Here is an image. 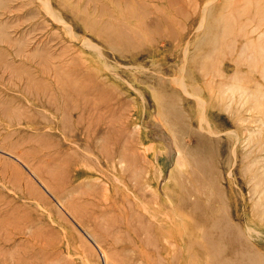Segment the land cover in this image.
I'll return each mask as SVG.
<instances>
[{
	"label": "rangeland",
	"instance_id": "obj_1",
	"mask_svg": "<svg viewBox=\"0 0 264 264\" xmlns=\"http://www.w3.org/2000/svg\"><path fill=\"white\" fill-rule=\"evenodd\" d=\"M38 1L0 0V264H264V0L53 3L76 41Z\"/></svg>",
	"mask_w": 264,
	"mask_h": 264
},
{
	"label": "bare ground",
	"instance_id": "obj_2",
	"mask_svg": "<svg viewBox=\"0 0 264 264\" xmlns=\"http://www.w3.org/2000/svg\"><path fill=\"white\" fill-rule=\"evenodd\" d=\"M38 1V0H37ZM40 1H42V3L44 4V7H45V10H46V12H47V14L48 13H50V16L52 17V19L55 21V22H57L58 23V25H56V24H53L52 22V24L53 25H55V26H57V28H59V29H62L63 30V32L65 33V34H67V37H70L71 39H73V40H77V38H76V36H77V31L76 30H79L78 28H79V25H78V23H75L74 25H72L71 23H68L66 20H65V18H64V15L63 14H65L66 15V13L62 10V8L61 7H59L60 8V12L59 13H55L54 12V9H53V6H52V4L54 3H57V2H62V0H40ZM69 1V0H68ZM65 2V1H64ZM38 3H39V1H38ZM66 4V3H65ZM144 4V3H143ZM58 5V4H57ZM43 6V5H42ZM63 6H64V4H63ZM66 7V6H65ZM151 7H152V5H151ZM42 8V7H41ZM68 8V7H67ZM78 9V8H77ZM44 11V10H43ZM78 11V10H77ZM190 11V10H189ZM45 12V11H44ZM46 12H45V14H46ZM86 12V11H85ZM114 13V12H113ZM193 13V12H192ZM71 14L72 15H74V13L73 12H71ZM82 14H83V12H82ZM138 16V15H137ZM49 17V16H48ZM78 19V18H77ZM95 19V18H94ZM81 21V20H80ZM83 22V21H82ZM87 22V21H86ZM56 28V29H57ZM84 30V29H83ZM91 34H93V33H91ZM140 34H141V32H140ZM66 36V35H65ZM82 38V37H81ZM62 39V38H61ZM88 43V42H87ZM69 44V43H68ZM91 45V44H90ZM87 47V46H86ZM94 49H96V47L94 48ZM89 50V49H88ZM92 52V51H91ZM95 52V51H94ZM97 55H99V54H97ZM84 64V63H83ZM129 69V68H128ZM103 71V70H102ZM95 73V72H94ZM133 80V79H132ZM19 81V80H18ZM123 81V80H122ZM136 84V83H135ZM225 84H227V83H225ZM126 85V84H125ZM224 85V84H223ZM231 85V87H233V85H232V83L230 84ZM234 85H235V83H234ZM222 86V85H221ZM229 86V85H228ZM220 89V88H219ZM136 92V91H135ZM159 97V96H158ZM170 98V97H169ZM172 98V97H171ZM170 98V99H171ZM173 99V98H172ZM173 112H174V110H173ZM182 113V112H181ZM170 116V115H169ZM171 118V117H170ZM197 118V117H196ZM195 118V119H196ZM181 119V118H180ZM185 119V118H184ZM183 119V120H184ZM55 120V119H54ZM179 120V119H178ZM173 121V120H172ZM180 121V120H179ZM189 121V120H188ZM175 122V121H174ZM178 123V122H177ZM176 123V124H177ZM179 125H181V123H179ZM173 126V125H172ZM182 126V125H181ZM180 126V127H181ZM183 126L185 127V125L183 124ZM158 128V127H157ZM158 130V129H157ZM159 130H162V128L161 129H159ZM159 130H158V133H159ZM163 131V130H162ZM165 131V130H164ZM166 132V131H165ZM188 132H189V130H188ZM197 132V131H196ZM161 134H159L160 136H161V138H162V140H164V139H167V150H168V152L169 153H173L172 152V149L174 148V147H172L171 146V141H170V138H169V135H168V137L167 136H164V134L162 133V132H160ZM198 133V132H197ZM165 137V138H164ZM75 138H77L76 137V135H75ZM177 138V137H176ZM199 139H200V137H199ZM164 142H165V140H164ZM204 146H205V144H204ZM180 147V146H179ZM191 148V147H190ZM176 149V148H175ZM189 149V148H188ZM174 150V149H173ZM190 150V149H189ZM189 150H187L188 152H189ZM175 151V150H174ZM190 153V152H189ZM191 154H192V152H191ZM197 154V153H196ZM195 154V155H196ZM168 156V155H167ZM179 157V156H178ZM197 157H198V155H197ZM2 158V157H1ZM199 158V157H198ZM181 159V158H180ZM181 161V160H180ZM201 161H203V159L201 160ZM2 162V161H1ZM18 162V161H17ZM190 162H192L191 160H190ZM203 164H204V162H203ZM193 165V164H192ZM206 165V164H205ZM83 167V166H82ZM121 167V166H120ZM194 167V166H193ZM197 168V167H196ZM87 169V168H86ZM77 170V169H76ZM91 170V169H90ZM89 170V171H90ZM194 170V169H193ZM88 171V170H87ZM88 171V172H89ZM196 171V170H195ZM91 172V171H90ZM180 173V172H179ZM194 173V172H193ZM178 174V173H177ZM195 174V173H194ZM197 175H199V174H197ZM195 176V175H194ZM190 177V176H189ZM203 177V176H202ZM202 177H200V178H202ZM192 178H193V176H192ZM198 178V177H197ZM113 180V179H112ZM195 180V179H194ZM205 180V179H204ZM209 180V179H208ZM192 181V180H191ZM208 182V181H207ZM194 183V182H193ZM206 183V182H205ZM205 183H202V184H205ZM201 185V184H200ZM190 186H192V185H190ZM195 186V185H194ZM196 187V186H195ZM182 188V187H181ZM201 188V187H200ZM200 188H199V190H200ZM196 189H198V187L196 188ZM124 190V189H123ZM180 190V189H179ZM183 190V189H182ZM203 190V189H202ZM185 191V190H184ZM198 192V191H197ZM129 193V192H128ZM171 193V192H170ZM195 193V192H194ZM205 193V192H204ZM186 194V193H185ZM203 194V193H202ZM180 195H182V194H180ZM179 195V196H180ZM196 195V194H195ZM199 195H201V194H199ZM210 195V194H209ZM203 196V195H202ZM176 197V196H175ZM174 197V198H175ZM181 197V196H180ZM188 197V195H186V198ZM201 197V196H200ZM188 199H190V198H188ZM188 199H187V201H188ZM197 199H199V198H197ZM204 199V198H203ZM174 200V199H173ZM176 200H178V198L176 199ZM194 201H196L195 199H193ZM194 201H193V203H194ZM186 202V201H185ZM203 203H204V201H203ZM176 204V203H175ZM179 204V203H178ZM181 205V204H180ZM204 205V204H203ZM171 206V205H170ZM173 206V205H172ZM169 207V206H168ZM206 207V206H205ZM176 207L174 206V209H175ZM188 208V207H187ZM173 209V208H172ZM189 209V208H188ZM205 209H207V208H205ZM210 209V208H209ZM175 210H178V209H175ZM182 210H184L183 208H182ZM156 213V212H155ZM168 213V212H167ZM173 213V212H172ZM187 213V212H186ZM213 213V212H212ZM210 214V213H209ZM187 215V214H186ZM214 215V214H213ZM172 216V215H171ZM170 217V216H169ZM214 217H215V215H214ZM211 218V217H210ZM206 220V219H205ZM211 220H212V218H211ZM207 221V220H206ZM216 222H218V220L216 221ZM171 223V222H170ZM211 223H214L213 221L211 222ZM219 223V222H218ZM217 223V224H218ZM203 224V223H202ZM222 225H223V223H222ZM163 226V225H162ZM220 226V225H219ZM159 227V226H158ZM161 227V226H160ZM171 227H172V225H171ZM213 227V226H212ZM217 227H218V225H217ZM216 227V228H217ZM233 227V226H232ZM162 228V227H161ZM197 228V227H196ZM212 229V228H211ZM239 229V228H238ZM196 230V229H195ZM237 230V229H236ZM223 231V230H222ZM240 231V230H239ZM163 232V231H162ZM195 232H197V231H195ZM206 232V231H205ZM225 232V231H224ZM167 234V237H169V239L168 240H170V239H174L175 240V238H174V234L172 233V232H167V233H165V235ZM180 234V233H179ZM203 234H205V233H203ZM211 234V233H210ZM215 234V233H214ZM230 234V233H229ZM241 234V233H240ZM183 235V234H182ZM202 235V234H201ZM249 235V234H248ZM181 236V235H180ZM182 237V236H181ZM202 237V236H201ZM205 237V236H204ZM162 238V237H161ZM165 240V239H164ZM182 240V239H181ZM176 242H177V240H175ZM212 241V240H211ZM166 242H168V241H166ZM201 242V241H200ZM173 246V245H172ZM171 246V247H172ZM192 246V245H191ZM200 246V245H199ZM180 248V247H179ZM172 249V248H171ZM191 250V249H190ZM184 251V250H183ZM194 252H197V251H194ZM193 252V253H194ZM199 253V252H198ZM181 255V254H180ZM190 255V254H189ZM166 256V255H165ZM195 256V255H194ZM169 257V256H168ZM197 257V256H196ZM194 258V257H193ZM198 258V257H197ZM208 259V258H207ZM206 260V259H205ZM264 261V260H263Z\"/></svg>",
	"mask_w": 264,
	"mask_h": 264
}]
</instances>
